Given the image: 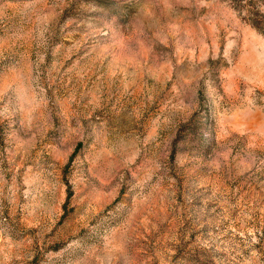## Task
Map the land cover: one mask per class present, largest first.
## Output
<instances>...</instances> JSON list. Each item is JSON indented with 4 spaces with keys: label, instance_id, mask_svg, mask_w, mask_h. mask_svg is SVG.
<instances>
[{
    "label": "rangeland",
    "instance_id": "rangeland-1",
    "mask_svg": "<svg viewBox=\"0 0 264 264\" xmlns=\"http://www.w3.org/2000/svg\"><path fill=\"white\" fill-rule=\"evenodd\" d=\"M0 264H264V0H0Z\"/></svg>",
    "mask_w": 264,
    "mask_h": 264
}]
</instances>
